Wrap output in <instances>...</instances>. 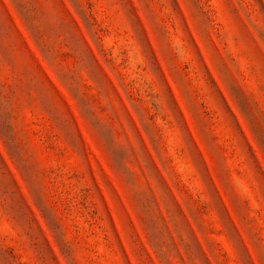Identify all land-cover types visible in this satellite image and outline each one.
<instances>
[{
    "label": "rangeland",
    "instance_id": "1",
    "mask_svg": "<svg viewBox=\"0 0 264 264\" xmlns=\"http://www.w3.org/2000/svg\"><path fill=\"white\" fill-rule=\"evenodd\" d=\"M0 264H264V0H0Z\"/></svg>",
    "mask_w": 264,
    "mask_h": 264
}]
</instances>
